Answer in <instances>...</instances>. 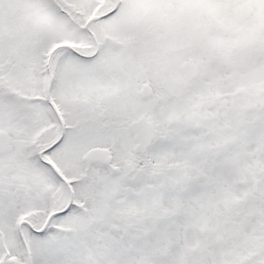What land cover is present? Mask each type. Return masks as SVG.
Returning a JSON list of instances; mask_svg holds the SVG:
<instances>
[{"label": "rangeland", "instance_id": "374dc122", "mask_svg": "<svg viewBox=\"0 0 264 264\" xmlns=\"http://www.w3.org/2000/svg\"><path fill=\"white\" fill-rule=\"evenodd\" d=\"M225 1L125 0L124 6L120 8L116 15L92 24L93 28L96 27L95 30L100 37L109 33L114 38L124 40L134 34H140L139 29H143L148 25L149 29L152 30L148 32L151 37L145 38V40L147 38L152 40L148 43V46L158 51H171L159 61L161 65L166 67V73L157 75L156 67H154L156 65L154 62L152 63L154 66H151V80H153L152 84L155 91L163 94L164 92L172 93L185 89L194 97L196 102L203 98L215 97L211 105L205 103L199 106V110L207 117L193 115L188 109H186L188 111L186 113L182 108L175 107L172 101H168V108L163 114L159 106H153L150 101L145 104L138 102L136 98L137 90L144 82V74L134 69L124 54L121 55L122 66L130 76L126 75L125 70L121 72L120 69L122 68L118 65L116 49L106 48L104 50L108 62L114 65L113 69L118 70L120 74L119 78L113 82L109 81L108 75L101 73L93 64L75 57L67 51L61 50L56 54V56L64 55L59 58L60 60L57 59L55 62L56 57L53 58V73L55 76L53 100L60 108L66 122L68 120L80 124L82 130L73 132V135H77L79 138L82 133L86 132L87 134L85 137L82 136L80 139L75 140L71 137L72 134L69 133L65 142L49 154L57 163V167L63 170L67 179L71 180L75 176H79L82 171L81 157L90 154L89 149L94 146L106 144L108 151L99 150L104 157L113 155L112 164L114 166L118 163L125 164L126 157L132 154L133 139L130 133L123 130L121 126L117 127V131L113 132L114 134L111 136L100 137L97 133L93 110H97L100 105L104 106L105 110L114 118L119 119L116 126L121 122L124 123L126 119L137 117L140 113L153 112L154 110V117L158 122L161 121L162 126L169 125L172 127L167 133L172 136V139L159 135L150 157L157 164L172 165L173 167L168 173H165L166 175H161L162 193L159 195H157L156 189H150L143 171L140 170V177L143 181L137 178L135 181L137 190L135 191L129 186L126 194L124 193L125 198L121 202L114 200V195L118 194L119 191L116 189L117 185H113L115 183L110 178L109 169L99 166L89 170V174L92 177L95 176V180L101 184L106 182L109 185L106 189L99 188L100 185L94 184L86 177L78 185L80 196L78 201H83L96 216L90 215L83 218L72 211V214L56 217L53 224L77 227L71 235L72 237L63 240L66 246L59 245L55 241L60 237L64 239V236L40 235L25 228L24 232L30 247L31 264H63L64 260H67L64 264H207L205 257L208 259V264H225L223 262L225 257L221 253L223 251L227 252V250H224L223 244L218 243V236L230 244L229 235H233L231 230H243L239 226L226 227L223 224V220L228 219L227 212L229 210L224 204L227 197L224 190L234 191L242 198L244 188L243 186L237 187L233 180L228 179L224 168H220V164L226 158V174L231 178H238L237 166L231 163L234 157L233 151L229 148L231 147V137L229 136L234 135L237 131V136L247 142L243 146L241 140L238 141L242 146V151L249 153L244 155L249 165L255 168V157L261 158L264 162V59L255 60L251 57L244 59L239 56L240 58L235 66L237 74L226 71L216 72V69L209 66L206 68V75L210 80L221 81L222 84L219 86L209 80L185 86L181 81L175 82L178 81L177 78L175 81H171L174 77L168 73V68L177 69L184 60L191 59L196 62L206 59L211 45L224 47V45H220L222 40L219 38L221 37L218 35L217 37L210 36L207 33L209 31L204 26L207 15L211 14L213 16L219 11L224 13L225 10H228L223 19L212 21L215 28L227 31L241 24L245 28L244 31H250L254 25L253 20H249L247 15L253 18L254 15L258 16L260 10L264 13V0H250L254 12L247 15L233 13V10L225 9L222 5L216 4ZM246 1L229 0L228 5L233 6L236 2L239 6L240 3L244 4ZM68 2L78 4L76 6H83L86 9V15L92 13L91 8L94 5L92 0H68ZM168 2L175 4L176 11L174 13L166 11L165 5ZM23 3L24 0H8V4L15 7L23 5ZM30 6V11L24 12V15L8 5V8L4 7L9 11L0 6V32H5V24L11 27L4 44L7 53H11L15 58V62L12 60L14 67L9 74L10 81L8 84H15V87H17L20 78H22L21 80L24 79L26 83L25 88L30 87V84L32 86L35 84L37 90L41 93V81L44 76L41 60H44V55L49 47L55 43L63 42H75L77 45L88 44L89 40L85 33H76L66 19L55 13L52 8L44 7L43 12L38 4ZM17 12H20L19 14L22 17L14 19V14ZM225 22H230L232 27L225 26ZM256 24L255 28H258L261 24L260 19ZM213 26L210 28H213ZM39 31H41L40 40L43 44L34 50L35 53H32L33 51L30 50L29 46L23 44L22 37L38 34ZM259 33L260 38L264 40V30L259 29ZM10 34L13 35L10 36ZM45 48H47L46 51ZM102 61L106 63V59ZM28 77L31 82L28 81ZM259 85H263L261 91L258 88ZM237 88H242V92L235 93ZM219 94H225L226 96L223 99H216ZM229 94L231 95L228 96ZM258 108H261V110H258ZM40 111L44 123L51 124L52 118L47 109L46 111L44 109ZM224 112H228L232 116V119L226 124L228 137L223 138L220 134H216L210 144L202 142L197 144L190 139L188 133L182 132L187 127L186 117L194 118L193 122L197 120V122L208 123L214 128H218V124L212 116L222 115ZM2 116L0 114V127L9 126L12 121L11 118ZM85 119H91V121L85 123ZM41 126L42 124H38L37 128H41ZM13 129L17 132H28L29 125L22 120L18 124H14ZM176 129L179 133L181 131L179 136L173 132ZM53 130L54 128H51L47 135H54ZM19 139L14 143L16 151L12 149L9 153L0 157V167L2 168H0V231L4 235V241L10 251L7 260L9 264H25L23 261L26 255L14 228V220L20 213L26 215L30 207L27 205L16 206L19 203V197L30 198L32 196V205L35 204L36 200L35 216L42 224L46 220L48 205L46 199L42 200L37 195L42 193L44 187L49 186L58 189L57 184L51 180L42 167L33 160L26 161L24 159L27 153L24 146L25 140L21 137ZM224 149L228 151L226 157ZM258 149L263 151L260 155ZM203 153L208 160L214 162L212 167L208 163H205L204 166L213 170L209 175L214 179V183L209 187V191L217 200L219 209L223 212L220 217L213 214L215 212L214 206L202 195L201 185L192 182V179L186 175L198 174L197 178L205 183L207 182L206 177L202 176V172L199 170L203 163ZM11 159H15V163L12 164L11 161L9 166H5V163ZM18 160L23 163L25 170L17 168ZM239 163L241 176L245 178V183L249 189L259 197L256 204L264 213V174L256 172V175L262 181V183L256 185L252 179L253 174L248 169H243L245 162L239 161ZM151 166L155 167L154 164H151ZM26 168L36 171L40 188L35 181L26 183L32 180L33 175V173H28ZM154 170L156 169L154 168ZM117 179H120L127 186L133 182L128 174L121 175ZM157 179L159 181L160 178ZM153 182L158 185L155 180ZM180 183L187 184L186 193H183ZM20 190L21 194H17V191ZM159 200L168 209L167 214L175 213V220L166 218L165 223L155 225L153 219L148 217L152 214L162 216V213H165L162 209V203H156ZM238 209L242 216L256 221L257 218L251 215L252 211L257 210L256 206H239ZM114 212L116 213L115 218L114 215H111ZM239 218L243 220L241 216ZM261 218L264 219L263 216ZM131 219L133 224H137V231L131 229L129 224ZM99 221H101L100 227L97 226ZM166 224L169 225L167 228ZM140 225L151 230V234L147 235L145 230L139 229ZM263 226L264 223H260V229L254 230V232L262 231ZM203 227H205L204 233L208 236V242L205 241V237L202 238V234L199 232L200 228L203 229ZM245 230L249 236L254 234L252 227H247ZM130 233L131 235L127 239L125 235ZM140 235L147 236L148 242H144ZM238 239L241 242L244 241V238ZM56 244L58 250L55 248ZM115 245H117V248L114 247ZM132 245L134 247H131ZM204 248L210 251V254L203 255L199 252ZM185 249L193 251L190 255L187 252L186 255L184 253ZM1 254L0 245V257ZM124 255L126 259H124ZM148 261L151 263H147ZM227 264L235 263L229 262Z\"/></svg>", "mask_w": 264, "mask_h": 264}, {"label": "trees", "instance_id": "16d2710c", "mask_svg": "<svg viewBox=\"0 0 264 264\" xmlns=\"http://www.w3.org/2000/svg\"><path fill=\"white\" fill-rule=\"evenodd\" d=\"M234 5H236V2L234 3ZM236 9L238 11L237 12L238 14L241 15L243 13L241 11V9H238V8H235L233 11H235ZM249 9H250V7L248 8V10ZM84 21H85V19H82L81 26H83ZM78 22H80V19H78ZM225 26H231L232 27L230 22H226ZM5 27L9 28V26L6 24H5ZM231 27H227V28H231ZM263 27L264 26L262 24L260 26V30H262ZM234 30H235V28H234ZM12 35L13 34H10V36H12ZM7 36H8V34L5 36V38ZM22 38H23V44H27L29 46L30 50L33 51L32 53H35L34 50L37 47H39L40 43L42 44V41L40 40V35H37V34L32 35V36L22 37ZM112 44L113 45L117 44V47H120L123 49L128 47L127 42L125 43L122 40L112 39ZM53 47H54V44H53L52 48ZM129 47L131 48L132 46H129ZM263 50H264V45H261V47H260V53L261 54L263 53ZM59 51L60 50H58L57 53ZM129 52L132 53V50ZM170 52L171 51H168V53H170ZM166 54L167 53L155 54V53L148 52L147 55H148L149 67L154 66L152 64L154 62L156 65L155 70L157 73H159V74L166 73V70H167L166 67L161 65L159 62V60L163 59ZM8 57L11 58L15 62V60H14L15 58H13L11 53L8 54ZM216 64L220 65L221 67H227L226 64H229L228 58L222 59L220 62H216ZM168 73H170L171 76L174 78H177V79L179 78L178 76L180 73L176 69L175 70L169 69ZM150 75H151V72L149 73V76ZM21 79L22 78H20V81L18 82L17 87H15L14 90H12V91H1V88H0V114L3 115L2 117L12 116L13 121H15V120L19 121V120L25 119L28 122H30V120L32 119V117L34 115L36 122H39V121H41V117L39 114L38 107L33 109L34 106H32V108L24 106V104H26V102L27 103L29 102V99L27 97L30 95H34L35 93H38L39 90H37L35 84H33V86H32V84H30V87L27 86L25 88L24 87L26 85V83L24 82L25 80L24 79L21 80ZM28 81L31 82V79L29 77H28ZM1 86L6 87L7 83L4 82V83L0 84V87ZM186 101L189 105H191L193 107V103L190 102V100H186ZM43 102H44V104H46L44 99H43ZM30 103H32V102H30ZM197 103L202 104V101L197 102ZM225 117H226V115L223 114L222 118H225ZM1 128L15 132L16 136H19L18 134H19V132H21V135H23V137L25 139H27V138L29 139L28 132H22V131L17 132L13 128H12L13 130L10 129L11 128L10 125L7 127L3 126ZM168 129H169V127L166 128V132H165V130H163V128L159 127L158 136H159L160 132L163 130L162 134L164 136H167L170 138V136L166 134ZM205 131L207 133H211L212 130L210 127L207 126V127H205ZM194 135L196 136V132L194 133ZM201 141H202V139H201ZM37 143L40 144L42 142H41V140H38ZM148 173H150V170H148ZM255 181L257 182L258 180L255 179ZM203 190H204L205 194L208 195L207 188L204 187ZM230 192H227V195L229 197L228 201H227L229 211L227 213L228 219L226 222H229L232 225L239 226L243 230L247 229V227L255 228V221L252 218L242 216L240 210L237 209V206H239V205L240 206H242V205L243 206H256L257 207L256 212L262 213L261 208L256 204V201L259 199V197H257L253 193H251L252 191H249L248 189H246V192H248L247 195L243 196L242 198H239V197L233 195L234 194L233 192H231V193ZM220 213L221 212L218 210L217 215H220ZM251 215L254 216V215H256V213L251 212ZM263 215H264V213H263ZM240 216L243 218V221L239 219ZM20 217L29 219L36 226L41 227L44 224V223L41 224L37 217L31 218V216L28 214H26L25 216L21 215ZM168 217L169 218L175 217V213H173L172 215H170ZM223 224H224V222H223ZM51 228H52V223L49 226V228L47 229L46 233ZM76 229H77L76 226H67L66 228H61L60 231L57 230L56 233L66 236L65 239H67V237L69 235L73 234ZM197 231H199V230H197ZM199 232L202 234V238L205 237V241L208 242V236L205 235L204 229L200 228ZM244 234L240 235V234L235 233L233 235H229L230 244L226 243L220 236H218V238H217L218 243L223 244V247L226 248L231 255V256H228L224 252L221 253V255H223L225 257V259L223 261L225 264H227L229 262H234L235 264H241V263L242 264H253L255 262L254 256L257 254V251H263L264 250V232L260 231L258 233H254L252 236H249L247 234L244 235ZM237 236H242L240 239L244 238V241L241 242L238 238H236ZM59 239H61V238H59ZM114 247L117 248V245H115ZM189 252H190V249H189ZM199 252L202 253L203 255H205L206 253H209L210 251H207L204 248V249L199 250ZM8 258H9V251L7 249H4V247H3V251H2V254L0 257V264H9L7 261ZM205 258H206L205 260L208 264V259H207V257H205ZM65 261H67V260H65ZM216 264H218V263H216Z\"/></svg>", "mask_w": 264, "mask_h": 264}, {"label": "water", "instance_id": "95a60500", "mask_svg": "<svg viewBox=\"0 0 264 264\" xmlns=\"http://www.w3.org/2000/svg\"><path fill=\"white\" fill-rule=\"evenodd\" d=\"M167 11L172 12L175 9V6L172 3L167 4L166 6ZM102 16H97V17H93L92 19H90L87 24H86V28L89 30V25L91 22L100 19ZM95 37V35H94ZM50 62V61H49ZM49 62H48V69L50 70V66H49ZM181 71L187 76L188 79L193 80L194 78H196L199 74V69L197 67L196 64H193L189 61L184 62L181 67H180ZM52 77L51 80L49 82V88H48V101L50 102L51 106L53 107V109L55 110L61 125H62V131H63V122L62 119L59 115V112L57 111V109L54 107L53 103L51 102L50 99V89H51V84H52ZM139 94L141 95L142 98H149L152 95V89L150 86L145 85L144 88L139 92ZM129 128L131 129V131L134 134V139L137 142V144L135 145V152L138 153H142L144 154L147 150V148L152 144L153 140H154V126L148 122L145 117L140 118L139 120L133 121L130 125ZM13 138L12 136L5 131H0V154H4L6 153L12 144ZM101 158V156L98 153H94L92 154L90 157L87 158V162L88 163H93V162H97L99 161ZM109 161V159H108ZM51 164V163H50ZM52 168L55 170L56 173H58L57 169L54 167V165H52ZM71 202V199L69 201V204ZM68 204V206H69ZM29 224L27 221H23L20 224V233L21 236L23 238V241L26 245V249H27V255H28V263H29V251H28V246H27V242L25 240L24 234L21 230V226L22 224ZM48 224V222H47ZM47 224L45 225V227L42 229L45 230V228L47 227ZM31 226V225H30Z\"/></svg>", "mask_w": 264, "mask_h": 264}, {"label": "flooded vegetation", "instance_id": "af4514ba", "mask_svg": "<svg viewBox=\"0 0 264 264\" xmlns=\"http://www.w3.org/2000/svg\"><path fill=\"white\" fill-rule=\"evenodd\" d=\"M3 0H0V2H2ZM62 3H64V5H65V3H69L68 2V0H60ZM121 2V5H120V7H123L124 6V0H121L120 1ZM120 2H119V4H120ZM70 7H74V4H72V3H69L68 4ZM0 6H1V8H3V9H5V7L0 3ZM44 7H51V3L50 2H48V1H44ZM113 7H114V5H113ZM112 7V8H113ZM6 10V9H5ZM9 30H10V27L9 28H6L5 27V32H0V61H3V60H7V58L6 57H8V53H7V51H6V49L4 48V44H5V39L7 38H5V36L8 34V32H9ZM211 36V35H210ZM86 54V53H85ZM87 55H89V53H87ZM11 59V58H10ZM1 66H2V68L0 69L1 71H0V74L2 75L3 73H6V72H8V70L6 69V66H7V64L6 63H2L1 64ZM95 128V127H94ZM96 130H98V129H96ZM87 134H86V132H85V136H86ZM84 136V137H85ZM95 151V149H90L89 151V153H91L92 151ZM82 167L84 168V169H87V170H91L92 168H94V167H96V165H88V167L86 166V165H83L82 164ZM60 209H62V208H57L55 211H57V210H60Z\"/></svg>", "mask_w": 264, "mask_h": 264}]
</instances>
